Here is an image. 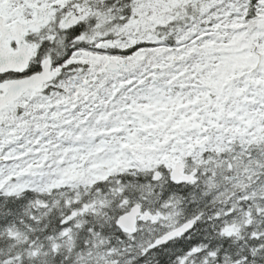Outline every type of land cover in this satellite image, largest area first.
<instances>
[{"label": "snow or ice", "instance_id": "1", "mask_svg": "<svg viewBox=\"0 0 264 264\" xmlns=\"http://www.w3.org/2000/svg\"><path fill=\"white\" fill-rule=\"evenodd\" d=\"M0 264H264V0H0Z\"/></svg>", "mask_w": 264, "mask_h": 264}]
</instances>
